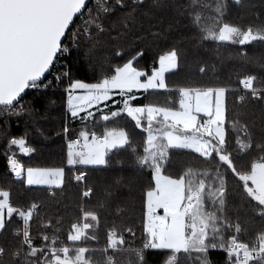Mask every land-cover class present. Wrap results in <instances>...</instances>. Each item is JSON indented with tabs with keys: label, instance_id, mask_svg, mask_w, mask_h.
<instances>
[{
	"label": "snow or ice",
	"instance_id": "obj_1",
	"mask_svg": "<svg viewBox=\"0 0 264 264\" xmlns=\"http://www.w3.org/2000/svg\"><path fill=\"white\" fill-rule=\"evenodd\" d=\"M256 8L0 0V120L35 122L37 96L45 114L64 113L59 164L22 162L14 149L38 152L27 129L6 139L0 264H264V51L249 55L264 50V0ZM72 52L99 72L95 82L77 78ZM189 57L212 78L170 85ZM13 177L26 186L18 194ZM211 250L226 255L214 262Z\"/></svg>",
	"mask_w": 264,
	"mask_h": 264
},
{
	"label": "trees",
	"instance_id": "obj_2",
	"mask_svg": "<svg viewBox=\"0 0 264 264\" xmlns=\"http://www.w3.org/2000/svg\"><path fill=\"white\" fill-rule=\"evenodd\" d=\"M249 4H256L257 8L253 11L260 10L261 0H246ZM164 48V44L161 42L159 46L152 45L148 47L145 57L140 60L141 65H148L149 67L152 64V60L154 57L158 58L159 54H162V50ZM235 49H228L223 51V55L228 57L230 53L234 52ZM262 50L259 46L249 51V55H260ZM110 54V52H109ZM130 54H134L132 47H129L128 50L124 53L125 58H130ZM211 56V53L208 54ZM119 59V58H117ZM68 64L71 66L73 72L76 74L77 78L83 79L86 82H95V78L99 75V72L94 70L93 65L90 64L86 58L83 57L82 54H78L76 52H72L67 58ZM227 63L223 69H221L219 75L222 81H227ZM219 67V65H218ZM255 70V69H254ZM168 82L170 85H176L185 82H206L210 78H212V74L210 73L208 77H201L198 72V65L194 58L189 57L187 64L179 71V74H167ZM35 95V93H32ZM32 99V95L26 96L25 100ZM153 100L163 101L164 97H151ZM44 104L45 99L43 97L37 96L35 107L39 109V112L36 115L35 122H33L32 118L27 117V115L23 117H5L0 120V184L6 183L9 181V177L12 174L5 175L6 172V158L4 155L5 147H6V139L8 136H19L24 133L27 129L29 135L28 140L29 143L38 149L37 153H33L31 156H24L19 154L18 149H14L19 158L26 165H54L59 164L63 157V148L64 142L60 136L57 135V132L60 131L61 125L64 122V113L62 111V107L58 106L56 108L50 109L48 113L44 112ZM5 120L10 121V125H6L4 123ZM121 125H127L129 128L131 124L128 120L122 119L119 122ZM79 124L77 123V128ZM43 133V134H41ZM22 155V156H20ZM13 185L14 193H20L24 187L19 180H16L14 177L11 180ZM74 191V190H73ZM29 195H33L36 197H43L45 194L43 191L34 190L29 193ZM138 223V221H137ZM103 243V238L101 240ZM140 243V233L137 230V245ZM153 250L149 251V260H157L159 257L152 254ZM222 250H211L210 259L215 261H221L224 257ZM121 260H124L125 257H120Z\"/></svg>",
	"mask_w": 264,
	"mask_h": 264
},
{
	"label": "built area",
	"instance_id": "obj_3",
	"mask_svg": "<svg viewBox=\"0 0 264 264\" xmlns=\"http://www.w3.org/2000/svg\"><path fill=\"white\" fill-rule=\"evenodd\" d=\"M62 63H63V62H62ZM67 63H68V62H67ZM28 91H29L30 93H35L34 90H28ZM5 117H6V116H5ZM5 117H4V118H5ZM4 118H3V119H4Z\"/></svg>",
	"mask_w": 264,
	"mask_h": 264
},
{
	"label": "rangeland",
	"instance_id": "obj_4",
	"mask_svg": "<svg viewBox=\"0 0 264 264\" xmlns=\"http://www.w3.org/2000/svg\"><path fill=\"white\" fill-rule=\"evenodd\" d=\"M18 151V150H17ZM20 154V153H19ZM18 157H19V155H17ZM20 156H22V155H20Z\"/></svg>",
	"mask_w": 264,
	"mask_h": 264
},
{
	"label": "water",
	"instance_id": "obj_5",
	"mask_svg": "<svg viewBox=\"0 0 264 264\" xmlns=\"http://www.w3.org/2000/svg\"><path fill=\"white\" fill-rule=\"evenodd\" d=\"M28 91V90H27Z\"/></svg>",
	"mask_w": 264,
	"mask_h": 264
}]
</instances>
